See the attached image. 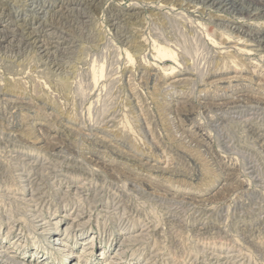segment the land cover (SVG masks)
I'll return each mask as SVG.
<instances>
[{"label":"rangeland","instance_id":"rangeland-1","mask_svg":"<svg viewBox=\"0 0 264 264\" xmlns=\"http://www.w3.org/2000/svg\"><path fill=\"white\" fill-rule=\"evenodd\" d=\"M40 1L0 0L62 69L0 56V264H264V0Z\"/></svg>","mask_w":264,"mask_h":264},{"label":"bare ground","instance_id":"bare-ground-1","mask_svg":"<svg viewBox=\"0 0 264 264\" xmlns=\"http://www.w3.org/2000/svg\"><path fill=\"white\" fill-rule=\"evenodd\" d=\"M20 1L25 2V3L31 2V4L36 5V4H38V2L40 0H20ZM60 1L61 2L59 3L58 16H55L56 17L55 19L57 20V22H61L63 19H65V20L69 19L70 14L74 13V12H70L71 10L69 9V6L67 7L63 0H60ZM177 1H179L181 4H183L185 6H192L193 5V6L200 7V8L211 7V8H216L217 10L229 8L233 13L236 12V14L237 13L238 14H244L245 13L247 15H250L253 13H257L258 11L259 12L262 11V9H260L259 6L255 3L253 4L251 2V3L246 4L247 0H177ZM86 5H87V2H86ZM38 6H40V7H38L40 9H44V8L51 9L53 7V6L46 5L45 3L39 4ZM91 7H90V9H91ZM1 15H3V14L2 13L0 14V18H1ZM52 16H54V15H52ZM78 16H79V14H78ZM10 20H12V19H10ZM1 23L4 24L5 22L3 23V21L0 19V56L5 55V57H6L9 54H11V55L13 53L15 54L16 51H25L26 53H27V51H35L36 53H38V55L41 56L42 59L49 62L52 70L53 69L55 70V73L61 69L60 68L61 65L59 64L60 61L58 62L57 59H55L56 56L54 57V54L52 52L53 46H51V44H49V42L45 41V39L42 40L40 38V35H39L40 33L38 32L39 29L37 30L38 27L34 28L33 25H31V24H24L21 26L22 28L20 27L21 29H20V31L18 30L19 31L18 33L13 32L12 34H9V27H10L9 24H7L6 26H3ZM64 44H66V43H64ZM56 55H57V53H56ZM58 75H59V73H58ZM0 258H1V254H0Z\"/></svg>","mask_w":264,"mask_h":264}]
</instances>
